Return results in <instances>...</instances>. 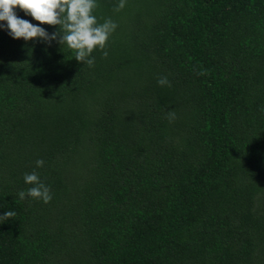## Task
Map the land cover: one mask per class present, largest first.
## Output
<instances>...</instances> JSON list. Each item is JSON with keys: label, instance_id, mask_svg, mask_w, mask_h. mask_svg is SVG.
Listing matches in <instances>:
<instances>
[{"label": "trees", "instance_id": "trees-1", "mask_svg": "<svg viewBox=\"0 0 264 264\" xmlns=\"http://www.w3.org/2000/svg\"><path fill=\"white\" fill-rule=\"evenodd\" d=\"M118 3L94 67L0 29V264H264V0Z\"/></svg>", "mask_w": 264, "mask_h": 264}, {"label": "clouds", "instance_id": "clouds-1", "mask_svg": "<svg viewBox=\"0 0 264 264\" xmlns=\"http://www.w3.org/2000/svg\"><path fill=\"white\" fill-rule=\"evenodd\" d=\"M126 2L127 0H119L114 11H121ZM17 6L25 15H31L40 24L55 26L58 31L49 34L40 24L34 25L20 18L16 15ZM98 7V0H0V21L5 22L0 23V29H6L13 39L23 38L25 42L38 39L50 44L55 40L60 45H66L77 62L94 67L93 52L101 51L102 56L107 58V42L118 27L111 18L101 22L95 15ZM157 84L171 87L167 76L159 77ZM166 118L170 123L173 122L176 118L175 112L169 111ZM35 163L37 167L44 165L42 159ZM23 180L33 186L27 191L21 190L17 193L20 201L26 197L44 203L51 201V190L40 180L36 171L25 173ZM16 215L15 211H6L0 215V223L9 218L14 219Z\"/></svg>", "mask_w": 264, "mask_h": 264}]
</instances>
